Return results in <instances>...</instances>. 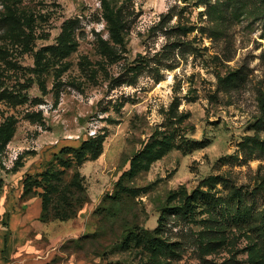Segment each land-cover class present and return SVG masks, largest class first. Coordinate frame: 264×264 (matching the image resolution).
Segmentation results:
<instances>
[{
	"label": "rangeland",
	"instance_id": "obj_1",
	"mask_svg": "<svg viewBox=\"0 0 264 264\" xmlns=\"http://www.w3.org/2000/svg\"><path fill=\"white\" fill-rule=\"evenodd\" d=\"M9 120L1 253L22 212L42 264H264V0H0ZM91 130L100 155L63 169L59 149ZM76 170L83 192H67ZM23 183L63 187L71 218L20 211ZM141 230L161 253L125 241Z\"/></svg>",
	"mask_w": 264,
	"mask_h": 264
},
{
	"label": "trees",
	"instance_id": "obj_2",
	"mask_svg": "<svg viewBox=\"0 0 264 264\" xmlns=\"http://www.w3.org/2000/svg\"><path fill=\"white\" fill-rule=\"evenodd\" d=\"M107 19L111 26V31L113 34V37L118 36L119 31V24H118V15L115 14L113 11H110V13L107 15ZM13 135V121L9 120L3 124L0 125V151L4 148L5 144L10 140V138ZM97 134L94 136H90L87 140L82 141L80 146L73 147V146H63L59 149L58 154L59 156L62 154H67L68 156L60 157V165L63 167V169H66V167H72L75 166L78 168V166L84 162L87 158L89 159H95L97 158L100 153V145L102 140L97 139ZM261 143H264L262 141ZM164 153V150H160V148H151L148 150H145L144 153H142L141 157L143 158L142 161L146 163H150L151 161L159 158L161 154ZM134 166V164H133ZM45 174V173H44ZM43 174V175H44ZM53 174V173H52ZM51 174V175H52ZM210 179V178H208ZM70 186L66 189L68 192V189L70 190L73 188L77 193L83 192V187L81 185V175L76 170L72 175V180L69 184ZM38 188L37 186H33L31 184L23 183V193L24 194H31L30 197L37 196L40 199V215L39 220L42 222L47 221L49 219L48 215L50 214L51 210H53L55 215V218L57 220H67L71 218L70 213L65 214L61 211L60 204L64 202V195L62 193L63 187L58 186L56 184H51L48 188V190L43 192H38L36 190ZM234 195L233 197H235ZM29 197V198H30ZM53 197L56 200L55 204H52ZM238 203L240 202V196H237ZM244 213L247 215L248 211L244 210ZM260 218L262 223H264V212L260 214ZM50 220V219H49ZM135 240V242H144L146 241L152 251L155 253H161L162 250L166 247V245L161 241L160 238H157L154 236L152 232L149 231H136L135 233L129 235V233L125 237V241H131Z\"/></svg>",
	"mask_w": 264,
	"mask_h": 264
},
{
	"label": "crops",
	"instance_id": "obj_3",
	"mask_svg": "<svg viewBox=\"0 0 264 264\" xmlns=\"http://www.w3.org/2000/svg\"><path fill=\"white\" fill-rule=\"evenodd\" d=\"M14 203V196H11L10 201ZM34 204L40 215V199L37 196L22 201V206L19 205L20 211L26 210L29 205ZM18 208V207H17ZM39 217V216H38ZM29 215H9L7 231L2 236L3 252H0V264H42L40 261L44 258L42 251L31 249L29 244Z\"/></svg>",
	"mask_w": 264,
	"mask_h": 264
},
{
	"label": "built area",
	"instance_id": "obj_4",
	"mask_svg": "<svg viewBox=\"0 0 264 264\" xmlns=\"http://www.w3.org/2000/svg\"><path fill=\"white\" fill-rule=\"evenodd\" d=\"M95 134H96L95 130H91L90 133H89L90 136H94Z\"/></svg>",
	"mask_w": 264,
	"mask_h": 264
}]
</instances>
